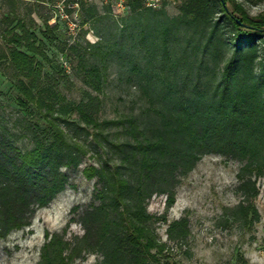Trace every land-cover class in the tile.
Masks as SVG:
<instances>
[{
	"label": "trees",
	"instance_id": "1",
	"mask_svg": "<svg viewBox=\"0 0 264 264\" xmlns=\"http://www.w3.org/2000/svg\"><path fill=\"white\" fill-rule=\"evenodd\" d=\"M128 5L133 13L143 10L136 43L144 57L129 64L140 106L104 120L99 96L68 99L44 71L47 56L36 32L22 18L8 17L14 25L4 29L0 71L1 59L7 60L21 115L12 129L0 123V239L29 226L69 186L70 171L79 169L85 154L77 140L81 125L106 143L105 157L82 169L95 179L91 202L72 208L69 224L79 223L83 233L46 235L38 264H72L89 254L99 255L98 264L157 263L167 244L153 224L166 221L182 178L210 154L239 164V200L224 208L223 223L246 230L260 220L255 199L264 177V14L252 16L237 0H183L174 18L143 0ZM80 12L84 25L98 14L97 4L81 3ZM44 24L52 43L57 25L50 27L48 18ZM60 51L78 56L84 83L100 93L105 67L90 62L77 45ZM109 129L110 139L104 135ZM20 136L28 148L17 145ZM155 194L165 196L161 216L147 209ZM166 233L170 242L187 243L189 217L170 222Z\"/></svg>",
	"mask_w": 264,
	"mask_h": 264
},
{
	"label": "rangeland",
	"instance_id": "2",
	"mask_svg": "<svg viewBox=\"0 0 264 264\" xmlns=\"http://www.w3.org/2000/svg\"><path fill=\"white\" fill-rule=\"evenodd\" d=\"M57 1L0 0V53L7 48L4 29L14 25L9 23L8 17L22 18L42 42L47 56V61H44L45 73L60 83L62 93L68 99L80 101L87 92L98 95L101 100L100 120L138 112V91L134 79H130L133 75L129 71V64L130 60L138 62L144 57L142 47L136 43L143 10L133 13L128 8L118 13L97 4L98 14L84 25L80 20V26L84 28L73 38L64 24L51 21L52 5ZM237 1L252 16L264 14V0ZM182 2L166 1L152 9L162 10L164 17L174 18L180 14ZM47 18L50 27L57 25L51 34L55 37L52 43L43 34ZM155 18L161 19L160 16ZM87 43H99L100 49H88ZM71 45H77L82 53L86 52L90 62L105 67V80L100 93L84 83V70L79 65L78 56L75 53H70L68 58L62 55L61 48L69 52ZM1 68L0 123L12 129L11 122L21 115L18 106V98L21 96L13 85L14 78L7 60L1 59ZM81 127L77 140L85 151L82 165L70 171L69 186L47 207L39 209L29 226L14 230L0 239V264H38L46 235L62 234L66 230V238H72L83 233L79 223L69 224L73 217L72 208L83 207L91 202L95 179L86 178L82 169L103 155L106 143L100 137H95L96 130L84 125ZM107 134L110 139V129L104 131V135ZM17 145L23 149L30 146L28 140L21 136ZM107 148L110 156V147ZM238 167L235 160L210 154L203 156L196 167L182 178L176 189L175 204L167 211L166 221L156 220L153 224L160 241L167 244L164 252L158 254V262L155 264H264V177L259 180L260 193L255 199L260 220L252 229L227 227L221 219L224 208L239 200L236 194ZM147 209L157 216L165 214V196L153 195L148 200ZM185 215L190 220L188 242L177 245L168 241V224ZM99 260V255L89 254L72 264H98Z\"/></svg>",
	"mask_w": 264,
	"mask_h": 264
},
{
	"label": "built area",
	"instance_id": "3",
	"mask_svg": "<svg viewBox=\"0 0 264 264\" xmlns=\"http://www.w3.org/2000/svg\"><path fill=\"white\" fill-rule=\"evenodd\" d=\"M166 0H143L144 5L149 8H158ZM171 1V0H167ZM81 3H94L101 5H108L115 12H123L129 8V0H59L52 5L51 21L53 23H61L66 26L68 34L76 38L81 28Z\"/></svg>",
	"mask_w": 264,
	"mask_h": 264
}]
</instances>
